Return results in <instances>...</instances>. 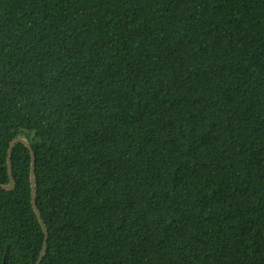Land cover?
<instances>
[{"label":"trees","instance_id":"trees-1","mask_svg":"<svg viewBox=\"0 0 264 264\" xmlns=\"http://www.w3.org/2000/svg\"><path fill=\"white\" fill-rule=\"evenodd\" d=\"M20 137L42 264H264V0H0V184ZM13 165L0 264H37Z\"/></svg>","mask_w":264,"mask_h":264},{"label":"water","instance_id":"water-1","mask_svg":"<svg viewBox=\"0 0 264 264\" xmlns=\"http://www.w3.org/2000/svg\"><path fill=\"white\" fill-rule=\"evenodd\" d=\"M18 144L25 145L28 149H30L31 155H32V168H31L32 203H33L34 210L37 214V217H38V219H39V221L43 227V230L46 234V240L44 243V247H43L40 259L37 262V264H42V262L46 256V253H47L48 242L50 239V232H49L47 225L45 224V222L43 220L42 213H41V211L38 207V203H37V187H38L37 174H36L37 155H36L35 150L32 146V143L28 139H26L24 137H20L11 143V146L9 149V155H8V166H9V174H10L11 182L9 185L0 184V188L5 190V191H14L17 188V182H16V179L14 177L13 155H14V150Z\"/></svg>","mask_w":264,"mask_h":264},{"label":"rangeland","instance_id":"rangeland-1","mask_svg":"<svg viewBox=\"0 0 264 264\" xmlns=\"http://www.w3.org/2000/svg\"><path fill=\"white\" fill-rule=\"evenodd\" d=\"M33 136V135H32Z\"/></svg>","mask_w":264,"mask_h":264}]
</instances>
